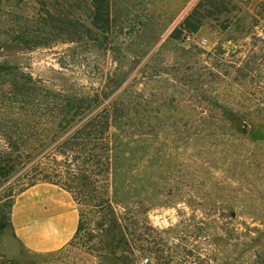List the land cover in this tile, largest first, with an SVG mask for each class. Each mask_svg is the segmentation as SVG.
<instances>
[{"label":"rangeland","instance_id":"374dc122","mask_svg":"<svg viewBox=\"0 0 264 264\" xmlns=\"http://www.w3.org/2000/svg\"><path fill=\"white\" fill-rule=\"evenodd\" d=\"M113 1L118 15L126 8L135 10L148 18V26L138 36L125 37V49L118 55L123 56L120 69L126 79L107 100L134 82L135 76L140 78L143 68L154 66L166 73L139 84L153 95L146 98L149 103L140 96L131 104L129 118L118 113L112 121L109 197L120 227L113 230L102 211L98 215L97 209H90L86 229L74 245L44 264H264V159L252 162L251 151L237 159L231 151L235 146L227 143L220 154L206 149L199 157L191 151L189 106L199 109L204 103L189 97L186 86L180 84H187L185 68L203 69L201 59H212L214 49H226L225 43L234 46L230 51L242 50V55L253 45L264 53V39L252 38H264L261 0H225V7L196 34L186 36L184 45L167 41V35L199 0ZM40 9L34 0L0 1V15L30 18ZM120 20L116 19L117 32ZM192 45L204 53L197 57L189 49ZM65 47L20 51L9 44L1 49L0 60L17 62L34 78L75 86V91L80 85L84 90L98 89L101 76L104 79L115 66V53L81 48V55L71 60L64 57ZM258 147V157H264V142H258ZM16 176L0 186L1 198ZM75 205L80 214L81 207ZM114 244L120 248L112 253ZM0 264L35 263L0 258Z\"/></svg>","mask_w":264,"mask_h":264},{"label":"trees","instance_id":"16d2710c","mask_svg":"<svg viewBox=\"0 0 264 264\" xmlns=\"http://www.w3.org/2000/svg\"><path fill=\"white\" fill-rule=\"evenodd\" d=\"M34 1L42 8L36 17L0 15L5 19L0 20V51L9 44L20 51L66 45L64 57L71 60L88 49L116 54L112 59L115 66L108 69L104 79L101 76L98 89L84 90L80 85L77 91L75 86H57L34 78L17 62L0 60V186L17 174L0 197V233L11 225L16 195L39 182L56 184L81 207L77 230L57 255L81 236L90 209H97L98 215L102 211L113 230L120 227L109 197L112 121L118 113L129 118L131 104L140 96L149 103L146 98L153 95L139 84L143 79L162 78L166 72L154 66L151 70L143 68L140 78L135 76L134 82L107 100L126 79V72L120 69L123 56L118 55L125 49V37L138 36L147 28L148 18L129 8L118 15L113 0ZM222 5L225 7V0H199L166 40L186 44V36L196 34ZM260 5L264 6V1ZM116 19H121L120 32L115 31ZM190 47L197 57L204 53L197 46ZM260 51L253 45L242 55L240 49L230 51L219 46L212 59H201L203 69L185 68L187 84H180L186 86L189 97L204 103L199 109L189 106L188 112L190 149L199 157L206 149L220 154L227 143L235 146L231 151L237 159L245 158L241 155L247 151H251L248 159L253 158L254 163L264 159L258 157V142H264V53ZM59 64L65 67L63 61ZM113 246L112 253L120 248Z\"/></svg>","mask_w":264,"mask_h":264},{"label":"crops","instance_id":"0c3cea01","mask_svg":"<svg viewBox=\"0 0 264 264\" xmlns=\"http://www.w3.org/2000/svg\"><path fill=\"white\" fill-rule=\"evenodd\" d=\"M78 209L60 186L39 182L18 194L11 208V225L0 233V258L48 262L74 236Z\"/></svg>","mask_w":264,"mask_h":264},{"label":"water","instance_id":"95a60500","mask_svg":"<svg viewBox=\"0 0 264 264\" xmlns=\"http://www.w3.org/2000/svg\"><path fill=\"white\" fill-rule=\"evenodd\" d=\"M224 48H226V49H228V50H232V49L234 48V46L231 45V44L225 43V44H224Z\"/></svg>","mask_w":264,"mask_h":264},{"label":"built area","instance_id":"2783aa9c","mask_svg":"<svg viewBox=\"0 0 264 264\" xmlns=\"http://www.w3.org/2000/svg\"><path fill=\"white\" fill-rule=\"evenodd\" d=\"M143 263H147V259H145V260L143 261Z\"/></svg>","mask_w":264,"mask_h":264}]
</instances>
